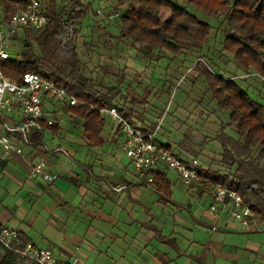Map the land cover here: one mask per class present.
<instances>
[{
	"label": "trees",
	"instance_id": "trees-1",
	"mask_svg": "<svg viewBox=\"0 0 264 264\" xmlns=\"http://www.w3.org/2000/svg\"><path fill=\"white\" fill-rule=\"evenodd\" d=\"M115 1L125 4L118 16L117 36L130 46L138 47L136 50L141 55L165 51L177 57L184 47L197 52L208 49L214 28L188 10L195 8L201 14L222 18L225 24L222 51L231 55L240 67L264 77V0ZM23 6V0H0L5 18ZM88 7L82 0H67L60 5L57 0H48V6H43L47 16L45 28L24 29L22 37L30 39L32 46H24L21 51L13 49L0 64V70L17 81H21L25 73H36L71 92L79 102L63 109L70 118L80 121L81 135L87 145L101 147L105 118L99 114V109L115 107L128 121L139 116L132 107L118 103L122 97L118 86L123 76L118 77L117 85L107 87L94 84L82 74L76 38ZM150 56L148 61L153 59ZM108 67L101 68L105 75ZM193 68L199 71L217 108L229 112L226 125L232 126L236 135L233 138L221 128L217 139L223 169L209 173L211 182L204 183L201 193L211 190L213 183H221L237 192L255 218L264 221V104L252 99L232 77L213 75L197 61ZM59 121L60 117L56 118L46 132L36 133L33 138L40 140L45 135L57 134L61 130ZM154 128L153 124L143 129L152 131ZM115 133L118 134L116 130ZM162 144L172 151L169 144ZM153 184L159 194L170 196L171 184L163 171L154 172ZM2 226L0 223V230ZM21 240L26 242L22 235ZM7 253L8 256L15 254L9 249Z\"/></svg>",
	"mask_w": 264,
	"mask_h": 264
},
{
	"label": "rangeland",
	"instance_id": "rangeland-1",
	"mask_svg": "<svg viewBox=\"0 0 264 264\" xmlns=\"http://www.w3.org/2000/svg\"><path fill=\"white\" fill-rule=\"evenodd\" d=\"M41 1L43 6H48V0ZM82 1L84 5L89 6L76 38L83 76L91 78L98 86L107 87L117 85L118 77L123 76L121 83H118L122 96L118 103L132 107L138 114L139 117L133 118L131 122L138 127L158 125L155 139L169 144L178 157H196L208 166L209 173L221 171V148L217 135L222 127L225 134L233 138L236 135L233 127L226 125L229 112L217 108L199 71L193 68L194 64L197 61L199 66L209 69L213 75L232 77L252 99L264 104V77L256 73L240 77L252 71L240 67L231 55L222 51L221 42L225 29L223 19L201 14L195 8H188L203 21L213 25L214 32L207 44L208 49L197 52L184 47L177 57L165 51L143 56L137 51L138 47L130 46L117 36L120 28L118 16L123 12L125 4H118L115 0ZM57 2L60 5L65 4L67 0ZM109 14L116 17L110 18ZM13 44L15 51H21L24 46H32V41L22 37L19 31L18 39ZM149 56L153 58L150 61ZM105 65L109 66L107 75L101 69ZM60 115L61 130L50 137L45 135L43 139L49 149L62 147L70 152L73 150L74 159L81 163L86 161L84 151H88L93 160H108L112 167H130L122 148V137L114 131L116 123L113 120L105 119L101 134L104 144L94 147L87 145L86 140L82 138L81 123L78 119L70 118L63 108L60 109ZM55 156L63 167H76L75 163L70 162L61 153ZM160 168L165 171L171 183L170 196L160 194L166 199V202L163 201L164 213H160V209L156 210L159 211L157 215L160 220H170L167 214L177 211L186 215L188 208L192 210L194 217L201 216V212L207 209L210 203L206 192L201 193L195 187L184 186L176 171L162 166ZM198 183L204 184L202 181ZM5 197L6 195L0 194V202L5 201ZM205 223V226L200 228L206 238L214 235L228 237L226 244L241 239L240 242H235L241 248L236 250L238 253L245 252L243 249L247 240L257 237L264 241V221L257 218L255 227L250 228V231L237 223H234V228L225 230L221 222L217 224V230L212 231L210 225ZM45 231V237L50 238V230ZM167 233L168 230L164 229L163 235ZM40 239L41 237L35 240L38 245ZM7 250L0 246V264H38L15 251L13 256H8ZM106 261L107 264H117L111 260Z\"/></svg>",
	"mask_w": 264,
	"mask_h": 264
},
{
	"label": "crops",
	"instance_id": "crops-1",
	"mask_svg": "<svg viewBox=\"0 0 264 264\" xmlns=\"http://www.w3.org/2000/svg\"><path fill=\"white\" fill-rule=\"evenodd\" d=\"M67 151L74 158L75 151ZM84 153L86 161L76 167H63L55 155L47 158V166L58 174L50 182L28 178L23 166L24 158L38 160L39 153L25 149L23 157L0 161V194L6 195L0 202V223L17 228L26 241L80 264H264L262 239L245 241V252L238 253L241 248L235 242L241 239L226 244L228 237L206 238L201 228L211 224L207 209L194 217L186 207V215L172 212L167 214L170 220L162 222L156 210L164 213L166 199L146 186L144 174L134 172L128 159L131 168L112 167L108 160H93ZM203 185L191 187L202 192ZM206 194L210 198V190ZM220 222L225 230L235 226ZM45 230H50V238ZM39 237L40 245L35 242Z\"/></svg>",
	"mask_w": 264,
	"mask_h": 264
},
{
	"label": "built area",
	"instance_id": "built-area-1",
	"mask_svg": "<svg viewBox=\"0 0 264 264\" xmlns=\"http://www.w3.org/2000/svg\"><path fill=\"white\" fill-rule=\"evenodd\" d=\"M23 1V8L8 18L4 17V11L0 8V64L10 56L19 31L26 28L40 31L47 25L41 0ZM109 17L113 18L114 14H109ZM78 102L71 92L39 74L25 73L22 80L17 81L5 76L0 70V161L23 157L25 149L39 153L38 160L24 158L23 166L28 178L41 177L48 182L54 181L58 174L47 166V158L61 153L70 162L78 164L65 148L49 149L43 138H33L36 133L46 132L56 122V118L61 116V108ZM98 112L105 119L110 118L116 123L125 156L134 172L144 174L149 189L155 190L154 172L162 171L161 166L176 171L186 187L201 181L211 182L206 164L196 157L182 159L155 139L158 125L152 131L145 130L120 115L115 107L102 108ZM122 188L124 186L113 189L119 191ZM206 211L212 231H216L217 224L223 220L243 227H255L256 224L253 212L243 203L240 195L218 182L211 186L210 203ZM0 244L38 264H80L76 258L57 256L51 248L40 247L29 241L23 243L20 231L13 226H2ZM20 244L22 247H19Z\"/></svg>",
	"mask_w": 264,
	"mask_h": 264
}]
</instances>
